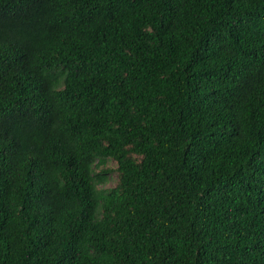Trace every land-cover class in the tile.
I'll list each match as a JSON object with an SVG mask.
<instances>
[{"label":"trees","instance_id":"trees-1","mask_svg":"<svg viewBox=\"0 0 264 264\" xmlns=\"http://www.w3.org/2000/svg\"><path fill=\"white\" fill-rule=\"evenodd\" d=\"M0 264H264V0H0Z\"/></svg>","mask_w":264,"mask_h":264},{"label":"rangeland","instance_id":"rangeland-1","mask_svg":"<svg viewBox=\"0 0 264 264\" xmlns=\"http://www.w3.org/2000/svg\"><path fill=\"white\" fill-rule=\"evenodd\" d=\"M108 165L109 167L112 168L116 167V163L114 161L109 162ZM116 180H117V173L113 171L110 175L108 186H113L116 183Z\"/></svg>","mask_w":264,"mask_h":264}]
</instances>
